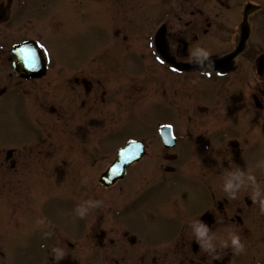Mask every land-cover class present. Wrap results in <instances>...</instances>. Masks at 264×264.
<instances>
[{
    "label": "flooded vegetation",
    "instance_id": "af4514ba",
    "mask_svg": "<svg viewBox=\"0 0 264 264\" xmlns=\"http://www.w3.org/2000/svg\"><path fill=\"white\" fill-rule=\"evenodd\" d=\"M54 1L0 0V123L11 101L34 105L49 126L61 124L68 154L91 161L101 154L103 139L86 130L99 128L104 104L116 115L125 108L130 121L134 109L153 110L143 119L149 125L141 141L145 157L163 161L147 165L149 173L160 170L163 180L133 200L142 199L143 216H111L106 228L103 216L90 220L89 233L112 260L97 263L264 264V0ZM37 2L47 12L62 7L68 21L77 15L83 21L93 7L107 8L114 18L113 53L97 54L94 68H87L85 57L66 66L45 57L48 68L38 79L14 76L7 69L13 58L7 42L24 41L22 14ZM158 33L164 55L155 47ZM238 48L219 69L175 66L226 58ZM203 50L209 55L200 56ZM165 126L174 138L167 139L170 147L159 134ZM7 152L0 161L4 169L44 171L55 150ZM117 224L125 228L113 229ZM201 224L207 231L197 237ZM233 235L244 244L242 253L231 247Z\"/></svg>",
    "mask_w": 264,
    "mask_h": 264
},
{
    "label": "rangeland",
    "instance_id": "374dc122",
    "mask_svg": "<svg viewBox=\"0 0 264 264\" xmlns=\"http://www.w3.org/2000/svg\"><path fill=\"white\" fill-rule=\"evenodd\" d=\"M63 0H55L54 5L63 6ZM62 7L59 8V12L55 19L52 18V13L43 14L42 16L37 15L35 22L26 21L23 24V37L34 38L39 34V39L46 47V51L50 54V57L62 66H66L67 63L79 62V60L88 54H96L99 52V47L103 43H108L109 28L114 24V18L107 8H99V11L88 13L85 17V22L80 24L77 17L71 19V23L66 27L63 26L62 20L66 16L65 12L62 11ZM13 10V9H12ZM11 10V11H12ZM72 15L70 16V18ZM64 21V20H63ZM74 23V24H73ZM47 28V29H46ZM65 28V29H64ZM46 30L45 38L42 37L41 32ZM100 35H103L101 39ZM100 44V45H99ZM113 53V52H111ZM110 64V62H107ZM93 66V65H92ZM112 106L104 107L102 111L101 125L96 130L95 126H88L86 132L94 134L96 131L101 133L103 138L111 136V141L122 140L128 138H138L142 136L144 128L149 123L140 122L141 120L150 117L148 110H141L138 114L135 113L137 121L126 122L124 117L126 112H120L119 114H113ZM30 113H35L36 108L32 107L29 109ZM40 116L38 125H43V131L49 132L50 128H46L48 125V118L46 114L37 112ZM42 118V119H41ZM125 123V124H124ZM29 113L23 107L17 108L12 105L7 107L5 113V124L0 127V141L5 142L7 146H14V144L22 136L24 139H30L29 132L30 126ZM57 126V125H56ZM118 127L117 130L114 129ZM27 129V130H26ZM59 142L61 140L57 138ZM63 141V140H62ZM102 143H104L102 141ZM23 148H30V144L23 143ZM57 144V143H56ZM40 145H43L41 143ZM65 146L64 142L61 144ZM1 147V146H0ZM48 146L45 145V148ZM17 148H20L17 146ZM103 148V147H101ZM106 154V152H103ZM151 160L156 164H159L160 160L157 157H150ZM114 160V154L110 153L107 156L98 157V165L86 172L83 175L72 173L70 166L67 164L64 166L60 164L58 168H55L53 174L49 175H37L38 170L34 175L33 170L31 172H23L18 170L15 173H10L6 176L5 188L9 196L13 198L10 202H0V264H95L97 259V253L95 252L94 242L85 239V250L81 247L83 254L80 252V246L76 241L72 249H66L65 247L58 246L65 252L63 258L57 259L56 253L53 251L56 242V236L46 228H43V224L39 223L38 220L43 217L50 219H57L61 217L64 219L65 224L64 232L65 238L72 235L74 230L78 227V219L80 216H90L88 210V200L90 204L94 205V194L85 199L81 193L80 184L83 183L86 189L91 193H94L95 188L92 189L91 182L93 175L97 171L102 172L105 168ZM144 160H149L146 158ZM64 160L56 161L62 163ZM89 163V162H88ZM99 168V170H98ZM147 167L143 165L135 167L129 172L128 178L125 182H121L118 185L120 187L115 188V194L121 196L120 189H129L128 183L136 184L137 180L145 173ZM96 172V173H95ZM44 173H47L44 171ZM99 173V172H98ZM31 174V184L27 182L28 175ZM155 177H151V180H155ZM80 180L78 181V177ZM34 179V180H33ZM148 178H141L135 187H144L147 183ZM14 183V186H13ZM28 184V185H27ZM26 185L25 187H22ZM132 188H135L131 185ZM109 192H102L100 195V211L101 216L105 219V216H111V213L116 208L121 210L126 207L131 197L122 199L121 201L114 200V196L107 194ZM107 194V195H106ZM130 193L125 191L124 195ZM92 199V200H91ZM117 201V203L115 202ZM92 210V209H91ZM146 209L140 204L137 208L131 211L130 216H143ZM92 216H95L94 214ZM15 219L18 221L26 220V224L29 227L30 222L38 224L32 228V230L19 231L23 227L18 226ZM29 219V222L27 221ZM43 228V229H42ZM33 232V233H31ZM112 238V235H109ZM59 242V241H58ZM73 242V241H71ZM82 245V243H81ZM79 251V252H78ZM107 252L105 250L102 251Z\"/></svg>",
    "mask_w": 264,
    "mask_h": 264
},
{
    "label": "clouds",
    "instance_id": "9594fccd",
    "mask_svg": "<svg viewBox=\"0 0 264 264\" xmlns=\"http://www.w3.org/2000/svg\"><path fill=\"white\" fill-rule=\"evenodd\" d=\"M199 55L207 56L209 54L206 50H203L199 52ZM260 206H261V211L264 212V202H261ZM195 231H196L197 237H204L207 229L201 224L200 226L196 228ZM231 247L236 253H242L244 251V244L241 242L240 237L237 235H233L231 237ZM53 251H55L57 259L63 258L65 255V252L59 248H54Z\"/></svg>",
    "mask_w": 264,
    "mask_h": 264
},
{
    "label": "water",
    "instance_id": "95a60500",
    "mask_svg": "<svg viewBox=\"0 0 264 264\" xmlns=\"http://www.w3.org/2000/svg\"><path fill=\"white\" fill-rule=\"evenodd\" d=\"M21 61V59H20ZM21 63V62H19ZM210 61H200L193 64H190L188 67L193 69H208ZM20 67V66H19ZM139 157L134 158V160H137ZM129 165V162L123 163L121 168V174L116 175V173H110L107 172L101 177V181L104 186H108L109 184H112L117 178L123 177L125 173L126 166Z\"/></svg>",
    "mask_w": 264,
    "mask_h": 264
},
{
    "label": "snow or ice",
    "instance_id": "6c2138e0",
    "mask_svg": "<svg viewBox=\"0 0 264 264\" xmlns=\"http://www.w3.org/2000/svg\"><path fill=\"white\" fill-rule=\"evenodd\" d=\"M24 60L27 61V63L30 65V66H35L36 62H37V57H36V52L32 49H22L21 50V53H20Z\"/></svg>",
    "mask_w": 264,
    "mask_h": 264
}]
</instances>
